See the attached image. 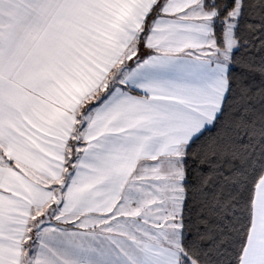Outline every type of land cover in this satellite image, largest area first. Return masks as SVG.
<instances>
[{
	"label": "snow or ice",
	"instance_id": "6c2138e0",
	"mask_svg": "<svg viewBox=\"0 0 264 264\" xmlns=\"http://www.w3.org/2000/svg\"><path fill=\"white\" fill-rule=\"evenodd\" d=\"M0 264H264V0H0Z\"/></svg>",
	"mask_w": 264,
	"mask_h": 264
}]
</instances>
